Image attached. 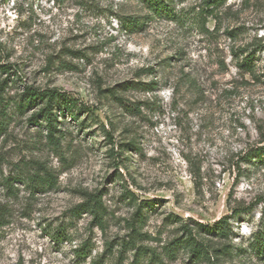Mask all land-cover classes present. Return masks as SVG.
I'll use <instances>...</instances> for the list:
<instances>
[{"label":"rangeland","instance_id":"rangeland-1","mask_svg":"<svg viewBox=\"0 0 264 264\" xmlns=\"http://www.w3.org/2000/svg\"><path fill=\"white\" fill-rule=\"evenodd\" d=\"M158 1L0 0V264H131L136 247L118 255L140 202L136 245L160 264H207L168 251L181 225L211 262L264 264V0ZM45 89L75 102L55 101V141L41 101L23 104ZM35 167L55 186L31 192ZM98 192L103 229L71 212ZM223 217L227 239L197 226Z\"/></svg>","mask_w":264,"mask_h":264},{"label":"trees","instance_id":"trees-1","mask_svg":"<svg viewBox=\"0 0 264 264\" xmlns=\"http://www.w3.org/2000/svg\"><path fill=\"white\" fill-rule=\"evenodd\" d=\"M144 7L148 11H152L155 9H158V0H140ZM221 0H205L206 9H211L212 7H215L216 4L220 3ZM130 24L136 25L137 22L134 20H130ZM249 56H245L242 58V62L239 64L240 68H243L248 63ZM37 100L41 101L42 106L39 108V115H41L42 120L44 121L45 125L44 128L46 129V136L49 139V141H55L58 140V137L55 135V133L58 131L56 128L57 125V118L55 112H53V106L57 103H61L62 108L65 109L66 112L71 111L72 105L75 103L73 99L68 98L64 93H60L57 90L52 89H45V90H31L26 92L25 95V101L23 102L24 105H30L31 103L36 102ZM31 121L38 123L37 120L32 119ZM4 122L0 121V131L4 129L3 127ZM108 136V135H107ZM111 141V140H110ZM262 148H256L253 150L252 155L256 157L257 162L262 163L264 165V157L261 156L260 150ZM114 153L113 149L111 148V152ZM25 177L23 178L25 184L29 187L30 191H35L36 189H45V188H52L55 186V178L52 175V173L47 172L43 168L35 167L34 172H30L28 174H23ZM9 178H6L3 181V184L7 188V190L11 193H13V186L8 181ZM128 195H130V199H134V195L130 192H127ZM141 203V204H140ZM136 208V212L134 215V218L132 219V222L130 224L131 229V236L130 238L125 242L123 241L121 243L122 250L119 253L118 256H122L123 251L125 248L128 247H136V252L134 254V259L131 262V264H138L140 256H143L146 254V252H149V258L157 262L158 264L161 263V259L158 258L155 255V252H153L151 249L144 248L143 246H137L136 242L144 237V234L140 232L139 230V224L144 223L145 218V206L144 202H140ZM86 209L90 214L93 215V220L96 222V224L103 229L105 226V206L101 200V192L89 194L86 201L82 204H79L74 207V209L71 211L73 214H79L81 210ZM183 227V231L185 232V237L178 238L177 243L176 240L171 242L169 246V252L171 249L175 251V248L173 247H179L184 246L189 251L190 257L193 260H205L207 264H218L216 262L210 261L209 252L206 248V245L201 240H196V238L191 233V229H189L185 225H181ZM197 226L199 229H203L207 232L215 233L218 237L221 238H228V230H229V224L226 220H224V217L220 219L217 223H215L212 227H203L201 224L197 223ZM55 235L57 238H61L64 236V231L62 229H57L55 231ZM256 244H255V251L259 250V247L264 246V237H256ZM262 241V242H259ZM112 242L108 243L106 250L109 251L112 249ZM87 251H90V248L87 244L81 246V248L77 251V256L82 257L84 256ZM215 250H213L214 252ZM264 256V252H263ZM95 264H101L100 262H94Z\"/></svg>","mask_w":264,"mask_h":264}]
</instances>
